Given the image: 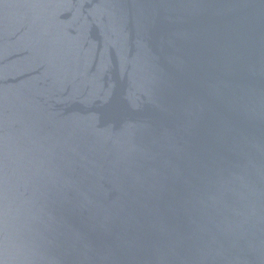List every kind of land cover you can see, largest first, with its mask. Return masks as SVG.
<instances>
[{
    "label": "water",
    "instance_id": "95a60500",
    "mask_svg": "<svg viewBox=\"0 0 264 264\" xmlns=\"http://www.w3.org/2000/svg\"><path fill=\"white\" fill-rule=\"evenodd\" d=\"M0 264H264V0H0Z\"/></svg>",
    "mask_w": 264,
    "mask_h": 264
}]
</instances>
